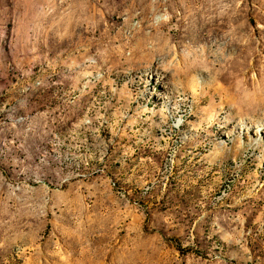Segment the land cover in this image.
Listing matches in <instances>:
<instances>
[{
  "label": "rangeland",
  "instance_id": "rangeland-1",
  "mask_svg": "<svg viewBox=\"0 0 264 264\" xmlns=\"http://www.w3.org/2000/svg\"><path fill=\"white\" fill-rule=\"evenodd\" d=\"M0 264H264V0H0Z\"/></svg>",
  "mask_w": 264,
  "mask_h": 264
}]
</instances>
